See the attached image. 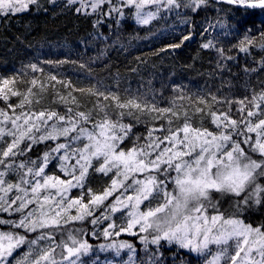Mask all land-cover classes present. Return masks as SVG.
I'll use <instances>...</instances> for the list:
<instances>
[{"label":"snow or ice","instance_id":"6c2138e0","mask_svg":"<svg viewBox=\"0 0 264 264\" xmlns=\"http://www.w3.org/2000/svg\"><path fill=\"white\" fill-rule=\"evenodd\" d=\"M49 2L93 17L94 28L107 21L119 24L113 14L123 18L125 9L138 24L147 25L161 10L183 7L195 13L207 4V0ZM224 2L264 9V0ZM32 6L47 11L40 0H0V18ZM112 26L107 22L109 29ZM261 37L264 51V33ZM257 43L245 35L238 50L251 54ZM202 47L215 45L208 41ZM216 50L225 56L224 49ZM30 67L42 71L36 64ZM244 71H264V56L258 67ZM48 79L56 81L55 76ZM18 83L15 76L0 78V264H87L84 258L94 246L82 237L98 238L96 225H103L106 239L122 234L138 237L149 264H160L161 241L196 253L205 264H264V218L252 223L245 216L250 210L264 209V88L235 101L236 109L232 101L221 111L201 98L198 104L204 107L196 106L189 115L175 105L162 108L137 98L121 100L114 92L69 84L64 85L70 88L66 96L56 94L66 106L64 112L37 108L46 91L44 83L32 78L23 82L28 85L24 90ZM74 92L88 93L96 101L82 110ZM13 97L19 99L10 102ZM201 113L199 125L194 126L193 117ZM142 115L166 120V126H146L141 132L137 124ZM125 117L136 123L126 122ZM173 118L183 123L175 124ZM205 119L214 127L206 126ZM38 144L46 148L34 158L29 153ZM53 164L62 176L48 171ZM90 171L108 177L102 191L86 187ZM73 190L78 194L73 195ZM225 196L231 197L227 208L222 203ZM118 219L124 222L118 225ZM86 220L93 226L90 232L67 227ZM149 245L157 249L149 252ZM100 248L115 250L117 256L127 249L124 264H146L127 241Z\"/></svg>","mask_w":264,"mask_h":264},{"label":"trees","instance_id":"16d2710c","mask_svg":"<svg viewBox=\"0 0 264 264\" xmlns=\"http://www.w3.org/2000/svg\"><path fill=\"white\" fill-rule=\"evenodd\" d=\"M63 2L57 0V5ZM40 4L47 11L36 10L32 6L27 12L0 18V78L17 77V87L21 90L28 86L23 82L30 80L31 64H49L53 76L71 88H98L118 94L121 100L137 98L162 108L179 104L191 108L198 105L201 98L210 100L216 96L221 101L219 110H226L229 101L236 109L238 104L235 101L251 97L264 88V71H244L248 66L258 67L264 56L259 43L264 33V9L245 10L207 0V4L195 13L183 7L173 12L161 10L157 18L147 25L138 24L134 15L125 9L123 18L113 14L115 19H119V24L107 21L113 23L109 29L107 22L94 28L93 17L74 14L49 0H40ZM185 35L191 38L183 40ZM245 35L258 42L250 49L251 54L238 50ZM208 41L215 47L203 48L202 45ZM177 43L181 45L179 48L171 47ZM216 49H224L225 56L221 57ZM227 56L234 59H226ZM73 95L78 97L82 110L84 106L91 108L96 101V97L88 93L74 92ZM36 107H50L59 112L66 108L54 92L46 93L44 101ZM125 120L136 123L133 117H125ZM146 126L153 125L143 122L141 116L137 129L144 132ZM206 126L214 127L210 121ZM45 148V144H38L29 155L35 158ZM48 171L62 176L54 164ZM107 181L108 177L90 171L86 187L99 192L106 187ZM78 192L73 190L72 194ZM214 196L219 198V194ZM230 199L229 196L223 198L225 208ZM245 216L250 222L258 223L264 218V209L250 210ZM67 227L90 232L87 220ZM82 238L94 246L89 256L84 258L87 264H110L108 256H113L114 264H123L122 260L128 259L127 249L121 251L119 258H114L110 252L102 255L97 250L98 240L90 235ZM114 239L132 243L139 256L149 264L143 251L145 246L138 237L121 235ZM155 249L156 245L148 246L149 252ZM159 253L161 255L157 259L160 264H205L196 253L166 241H161Z\"/></svg>","mask_w":264,"mask_h":264},{"label":"rangeland","instance_id":"374dc122","mask_svg":"<svg viewBox=\"0 0 264 264\" xmlns=\"http://www.w3.org/2000/svg\"><path fill=\"white\" fill-rule=\"evenodd\" d=\"M145 11H146V9H145ZM37 67L39 68V69H42V71H36V72H33L32 70H31V72H32V75H31V77H30V80L32 79V78H37L38 80H40V81H42L43 83H44V85H45V88H46V91L42 94V96H43V99L41 100V102H43L44 101V99H45V95H46V93H49V92H54L55 93V95L57 94V93H59V94H61V95H67V93L69 92V90L67 89V87H65L64 85L65 84H63V83H58L57 81H60V80H58V79H56V81H50L49 79H48V77L49 76H53V73H52V70H51V67H50V65L49 64H45L44 66H39V65H37ZM34 91H38V87H37V89H34ZM56 97H57V99H58V96L56 95ZM19 98H17V97H13L12 98V100L14 101V102H16L17 100H18ZM59 100V99H58ZM210 105H212L215 109H218L219 107H218V104H221V101L220 100H216V101H214V100H212V99H210V100H206ZM218 101V102H217ZM62 103V102H61ZM37 106V105H36ZM196 106H199V107H204V105H195L194 107H191V108H186V107H183L182 105H175V107H176V110H179V111H181V112H183V110H188L189 111V115H192V110L196 107ZM19 111V110H18ZM153 116L155 115L154 113L152 114ZM203 114L201 113V114H197L196 116H194L193 117V121H192V123H193V125L194 126H198L199 125V123H200V116H202ZM174 119V123L175 124H182L183 123V120L181 119V120H179V121H175V118H173ZM142 121L143 122H148V123H150V125H155V126H160V125H165L166 126V120H163V119H161V120H152L151 119V116H149V115H142ZM204 124L205 125H207L208 123H209V120L208 119H205L204 121ZM141 208L143 209V205L141 206ZM120 214L119 213H117L116 214V216L118 217ZM124 221L123 220H116V223L119 225V224H121V223H123ZM105 223H107V222H105ZM102 227H103V225H96L95 226V230H96V232H97V235H98V238H92L91 237V235H90V237L92 238V239H95V240H98L99 242H98V244H97V250L102 254V255H105V254H107L108 252H110V253H112L113 255H114V258H119V256H117V254H116V252H115V250H112V249H101L100 248V245H107V244H109V243H113V242H116V243H119L120 241H117V240H115L114 238H116V237H112V238H109V239H106L104 236H103V234H102V231H101V229H102ZM93 228V226L90 224V230ZM122 235H126V234H122ZM42 243H44V242H42ZM212 248H215L216 246L215 245H213V246H211ZM121 253V252H120ZM120 255V254H119ZM113 256H108L107 257V259H108V262H110V264H114L115 262H113V258H112ZM208 259H211V257L209 256V258ZM124 261H126V260H122V262H123V264H124ZM222 264H223V262H222Z\"/></svg>","mask_w":264,"mask_h":264},{"label":"water","instance_id":"95a60500","mask_svg":"<svg viewBox=\"0 0 264 264\" xmlns=\"http://www.w3.org/2000/svg\"><path fill=\"white\" fill-rule=\"evenodd\" d=\"M211 1H213L214 3H225L224 0H211ZM225 4H227V3H225ZM233 6H235L237 8H241L238 5H233ZM242 9H245V8H242ZM257 9H259V8H257ZM245 10H248V9H245Z\"/></svg>","mask_w":264,"mask_h":264}]
</instances>
